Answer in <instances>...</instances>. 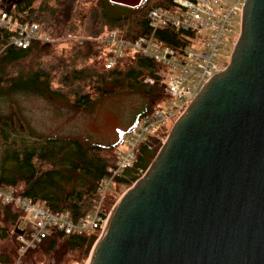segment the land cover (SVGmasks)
Wrapping results in <instances>:
<instances>
[{"label":"water","instance_id":"obj_1","mask_svg":"<svg viewBox=\"0 0 264 264\" xmlns=\"http://www.w3.org/2000/svg\"><path fill=\"white\" fill-rule=\"evenodd\" d=\"M87 264H264V0H245L228 65L117 201Z\"/></svg>","mask_w":264,"mask_h":264},{"label":"trees","instance_id":"obj_2","mask_svg":"<svg viewBox=\"0 0 264 264\" xmlns=\"http://www.w3.org/2000/svg\"><path fill=\"white\" fill-rule=\"evenodd\" d=\"M171 3L144 0L130 8L110 0H0V8L20 21L36 23L41 35L40 41L21 50L10 46L0 30L1 89L63 96L72 108L81 110H89L98 97L140 90L147 99L142 117L156 108L163 95L162 68L151 59L130 53L106 69L105 50L97 38L108 30H116L127 41L144 36L150 32L148 12L156 7L168 8ZM157 34L168 42L174 33ZM59 43L65 46L59 47ZM33 55L38 58L32 69L15 70V65ZM12 133L19 138L14 139ZM119 141L102 146L76 138L25 136L0 117V187L30 198L53 213L78 219L91 211L106 168L115 165ZM156 153L142 149L134 169L127 172L128 179L118 178L116 182L129 188L137 180L136 170L145 171ZM115 200L107 199L105 208H111ZM22 218L23 213L14 205L0 202V264H14L15 231ZM96 238L92 233L67 236L53 231L28 251L26 258L34 263L51 258L56 264H86Z\"/></svg>","mask_w":264,"mask_h":264},{"label":"built area","instance_id":"obj_3","mask_svg":"<svg viewBox=\"0 0 264 264\" xmlns=\"http://www.w3.org/2000/svg\"><path fill=\"white\" fill-rule=\"evenodd\" d=\"M244 4L245 0H172L170 7H156L148 12V34L127 41L116 30H108L97 38V43L105 50L106 69L113 68L120 58L130 53H138L158 64L162 68L163 94L169 102L163 108L156 107L144 114L122 136L115 150V165L106 168L97 188L98 197L91 211L84 216L73 219L66 213H53L30 198L0 187V202L14 205L23 213L18 227L23 234L16 236L15 264H21L28 251L41 244L53 231L67 236L92 233L97 234L98 240L114 206L128 189L111 193L113 183L118 178L128 179L127 172L134 169L142 149L159 151L171 129L169 123L174 124L205 84L225 69L216 59L222 57L225 35L233 20L238 18L240 25ZM0 30L7 35L10 46L21 50H27L33 42L41 40L36 23L20 21L2 8ZM165 31L174 33L172 41H163L157 34ZM145 171L136 170L137 180ZM110 198H116L115 203L106 209L105 201Z\"/></svg>","mask_w":264,"mask_h":264},{"label":"rangeland","instance_id":"obj_4","mask_svg":"<svg viewBox=\"0 0 264 264\" xmlns=\"http://www.w3.org/2000/svg\"><path fill=\"white\" fill-rule=\"evenodd\" d=\"M110 1L124 7L134 8L144 0ZM238 24V18H235L225 35V43L239 33ZM58 46L65 45L59 43ZM221 52L222 57L217 58L216 62L226 66L228 62L223 57V49ZM37 58L36 55L31 56L28 60L15 65V70L32 69L37 63ZM38 60H43V58ZM2 84L3 82H0V89ZM168 102L169 98L163 94L156 107L163 108ZM146 105L147 99L140 90H126L98 97L89 110L72 108L63 96L50 94L40 96L36 93L0 90V117L5 118L11 127L21 130L25 136L33 135L43 139L76 138L102 146H109L119 141V136L137 121ZM172 124L171 121L168 128H171ZM12 137L19 138L14 134ZM124 189H126L125 184L114 182L110 192L118 194ZM21 264H56V262L47 258L42 262L34 263L25 258Z\"/></svg>","mask_w":264,"mask_h":264},{"label":"flooded vegetation","instance_id":"obj_5","mask_svg":"<svg viewBox=\"0 0 264 264\" xmlns=\"http://www.w3.org/2000/svg\"><path fill=\"white\" fill-rule=\"evenodd\" d=\"M239 33H240V25H239ZM239 33L237 35H235L234 37H232V39H230V41H227L224 44V47L222 48L223 49V53H224L223 57L228 63L230 61V58H231L235 43H236V41H237V39L239 37ZM226 66H224V67H226Z\"/></svg>","mask_w":264,"mask_h":264},{"label":"crops","instance_id":"obj_6","mask_svg":"<svg viewBox=\"0 0 264 264\" xmlns=\"http://www.w3.org/2000/svg\"><path fill=\"white\" fill-rule=\"evenodd\" d=\"M135 123H136V122H135ZM135 123H134V124H135ZM134 124H133V125H134ZM133 125H132V126H133ZM132 126H131V127H132ZM127 130H128V129H127ZM127 130H126V131H127Z\"/></svg>","mask_w":264,"mask_h":264}]
</instances>
